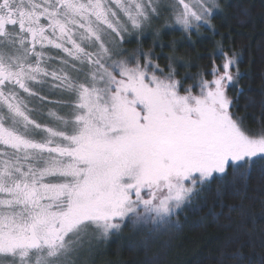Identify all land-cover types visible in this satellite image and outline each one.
<instances>
[{
	"label": "snow or ice",
	"instance_id": "1",
	"mask_svg": "<svg viewBox=\"0 0 264 264\" xmlns=\"http://www.w3.org/2000/svg\"><path fill=\"white\" fill-rule=\"evenodd\" d=\"M221 13L220 0H0V264H78L85 237L178 228L214 179L264 166V121L249 130L229 95L236 51L218 43L185 86L171 62L122 47L162 16L215 33Z\"/></svg>",
	"mask_w": 264,
	"mask_h": 264
},
{
	"label": "trees",
	"instance_id": "2",
	"mask_svg": "<svg viewBox=\"0 0 264 264\" xmlns=\"http://www.w3.org/2000/svg\"><path fill=\"white\" fill-rule=\"evenodd\" d=\"M220 4L222 13L213 20L215 33L205 29L196 38L152 26L158 38L148 34L138 48L151 50L165 72L171 62L185 86L193 83L189 77L210 71L218 43L236 51L241 75L229 95L236 99V115L255 131L264 121V0H221ZM122 47L126 54L138 49L133 42ZM171 56L176 59L170 61ZM238 89L243 91L237 94ZM177 219L178 228L153 231L145 225L126 237L110 238L81 263L264 264V166L257 164L247 178L230 168L223 181L214 179Z\"/></svg>",
	"mask_w": 264,
	"mask_h": 264
},
{
	"label": "rangeland",
	"instance_id": "3",
	"mask_svg": "<svg viewBox=\"0 0 264 264\" xmlns=\"http://www.w3.org/2000/svg\"><path fill=\"white\" fill-rule=\"evenodd\" d=\"M165 15H166V13H165ZM153 26H156V28H157V26H161L162 28H165V29L171 28V27H165L164 26V24H163V16L161 17L160 20L154 21ZM171 29L172 30H180L179 28H175V29L171 28ZM205 29H201L199 34H197L196 32H193L192 35L194 37H196V38L197 37L200 38L203 35L202 33H204ZM151 30H152V27L145 29L142 34H133L131 36H128V37H126V41L125 42L126 43L133 42V43L136 44V47L138 48L139 44L141 43V41L143 39H145V37H147L148 34L153 35V38H155V39L158 38V31H151ZM150 32H152V33H150ZM127 54H131V52L127 51ZM143 226H145V225L133 226L131 223H125V225L123 226L122 230L119 233H117L115 235H112L108 239L117 237L119 235H120L119 237H122L123 234H125V236L124 235L123 236L126 237L127 234L134 233L136 231L141 230V227H143ZM150 226H152V225H150ZM108 239H106V240H108ZM106 240H96L94 238L85 237L84 240H83V247H82V250H81L80 261L78 262V264H82L81 262H82L83 258H86V259L89 258V253H90L91 250L98 248L100 246V244H101V246H104L105 245L104 243H107V242H105Z\"/></svg>",
	"mask_w": 264,
	"mask_h": 264
}]
</instances>
